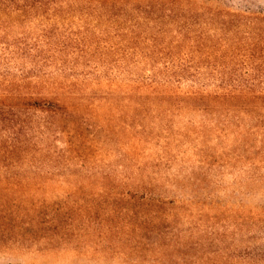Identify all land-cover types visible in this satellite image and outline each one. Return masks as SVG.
Instances as JSON below:
<instances>
[{
    "label": "trees",
    "instance_id": "obj_1",
    "mask_svg": "<svg viewBox=\"0 0 264 264\" xmlns=\"http://www.w3.org/2000/svg\"><path fill=\"white\" fill-rule=\"evenodd\" d=\"M70 16L80 28L49 26ZM262 45L264 0H0V252H102L124 264H264L261 250L205 251L223 244L219 239L160 241L142 207L162 200L142 179L120 195L132 201L128 219L96 220L94 198L60 191L71 181L68 166L82 164L72 140L51 146L61 135L76 136L95 87L105 88L101 98L124 113L119 125L138 143L158 139L156 123L190 112L203 120L211 107L254 102L263 90L255 78L226 71L237 67L232 56L241 49L250 63Z\"/></svg>",
    "mask_w": 264,
    "mask_h": 264
},
{
    "label": "rangeland",
    "instance_id": "obj_2",
    "mask_svg": "<svg viewBox=\"0 0 264 264\" xmlns=\"http://www.w3.org/2000/svg\"><path fill=\"white\" fill-rule=\"evenodd\" d=\"M63 22L49 26L63 31L64 26L76 29L82 25L71 16ZM87 27L93 31L91 25ZM245 52L249 51L241 49L232 56L237 67L226 73L235 72L234 76L243 80L255 78L254 83L263 90L254 102L241 100L239 104L211 107L206 117L202 114L204 121L201 113L190 112L156 123L151 127L160 137L153 142L132 141L130 131L119 125L125 120L124 113L106 105L109 99L101 98L105 88L95 87L90 93L96 99L84 123L79 122L76 136L50 139L54 149L72 140L71 147L81 155L82 164L73 159L68 166L71 181L62 183L60 191L79 189L89 200L94 198L91 217L96 220L123 221L130 217L127 208L132 201L120 195L142 179V185L162 200L157 206L142 207L144 218L159 229L160 241L212 239L216 243L219 239L223 244L205 251L239 255L264 252V45L254 49L256 58L250 63ZM103 102L100 109L95 107ZM68 122V117L62 119L64 129H69ZM163 126L171 131L167 137H161ZM88 253L0 252V264H124L102 252ZM152 256L149 253L148 260Z\"/></svg>",
    "mask_w": 264,
    "mask_h": 264
}]
</instances>
